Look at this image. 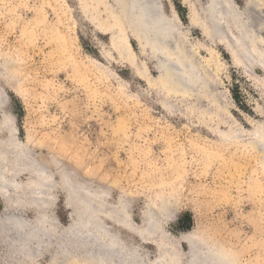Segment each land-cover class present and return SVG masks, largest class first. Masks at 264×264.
Listing matches in <instances>:
<instances>
[{"label": "rangeland", "instance_id": "374dc122", "mask_svg": "<svg viewBox=\"0 0 264 264\" xmlns=\"http://www.w3.org/2000/svg\"><path fill=\"white\" fill-rule=\"evenodd\" d=\"M160 1L178 40L207 67L209 90L173 94L163 86L151 38L139 39L133 14L109 0H0L3 112L37 160L53 157L69 170L78 196L70 202L54 171L50 212L61 227L72 225L86 198L149 263L187 264L195 246L214 250L218 264H264V74H245L206 41L195 22L206 0ZM3 208L0 198V217ZM152 219L153 233L144 230ZM74 256L68 264H100ZM50 257L23 264H51ZM17 261L0 243V264Z\"/></svg>", "mask_w": 264, "mask_h": 264}, {"label": "bare ground", "instance_id": "6f19581e", "mask_svg": "<svg viewBox=\"0 0 264 264\" xmlns=\"http://www.w3.org/2000/svg\"><path fill=\"white\" fill-rule=\"evenodd\" d=\"M110 2L113 8L133 14L132 23L137 27L139 39H142L141 34L149 40L151 38L153 56L158 61L156 68L163 78L160 79L163 86L173 94L183 91L202 92L211 88L212 81L203 76L207 67L202 65L199 57L183 41L178 40L176 21L165 14L160 0ZM263 9L264 0H245L242 8L233 0H206L199 3L195 22L206 41L212 45L220 44L232 63L245 74H253L256 69L264 74V40L259 35V31L264 28ZM207 50L211 55H216L214 50ZM138 73L145 75L140 69ZM2 90L0 132L6 131L7 139L0 140V198L4 205V214L0 217V243L5 254L9 251L15 254L19 264L34 263L46 252L51 253V264H68L75 258V252H82L100 264H186L179 260L165 262L163 258L149 263L139 250L128 248L117 234L109 231L97 217L96 212L100 209L86 198L81 201L83 209L72 214L76 221L65 228L61 227L50 212L55 201L54 171L58 170L68 202L78 197L71 174L69 170L61 168L62 165L53 157L48 163L37 160L26 146L16 140L15 129L9 123L11 117L3 112L6 97ZM172 93L171 97L174 96ZM200 99L197 98L198 101ZM261 146V164L264 166V131ZM23 174L30 175V183L22 185L16 181ZM27 207L37 212L34 219L23 216L22 211ZM155 223H158L157 219L149 220L144 230L153 233ZM191 250L193 254L187 264H218L214 250L202 251L195 246H191ZM173 254L175 258L182 257L176 252ZM4 257L5 260L11 258L7 255Z\"/></svg>", "mask_w": 264, "mask_h": 264}]
</instances>
